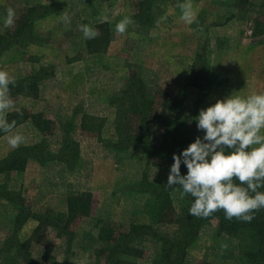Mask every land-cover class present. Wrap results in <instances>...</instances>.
I'll return each mask as SVG.
<instances>
[{
  "label": "rangeland",
  "instance_id": "374dc122",
  "mask_svg": "<svg viewBox=\"0 0 264 264\" xmlns=\"http://www.w3.org/2000/svg\"><path fill=\"white\" fill-rule=\"evenodd\" d=\"M141 2L0 0V17L9 7L16 11L14 25L0 30L4 34L0 49L7 48L0 53V70L15 82L30 81L38 71L45 74L38 80L36 97L11 96L15 108L7 114L24 110L37 115L41 124L48 122V129L42 131L30 119L13 132L25 136L21 146L41 143L56 154L69 127V138L78 150L72 168L58 161H30L24 171L0 175V192L17 204L0 198V264H101V230L118 235L128 233L132 224L150 222L146 207L150 195L132 187L144 179L166 187L169 165L137 148L118 151L113 145L117 109L111 101L121 95L132 75L156 94L152 112L156 145L164 133L160 123L164 95L175 96L185 88L188 114L197 96L205 95L197 116L201 108L229 94L264 92V43L253 36L257 22H264V0H192L197 19L191 25L180 20V0H156L149 13ZM45 6L49 14L37 17ZM65 13L70 23H64ZM144 15L153 23L141 21ZM24 16L31 26L21 31L18 25ZM125 16L132 23L121 35L115 25ZM81 24L94 27L99 35L84 39ZM199 63L208 67L213 84L207 95L189 85L192 67ZM84 123H95V129L85 130ZM13 150L7 134L0 132V159ZM171 190L179 210V190ZM87 193L93 195L92 215L70 220L69 228L62 230L68 224L70 198ZM20 205L42 219L32 217L16 231ZM216 225L213 221L202 229L186 264H239L237 241L217 238ZM143 248V257L134 264H156L160 244L148 239Z\"/></svg>",
  "mask_w": 264,
  "mask_h": 264
},
{
  "label": "trees",
  "instance_id": "16d2710c",
  "mask_svg": "<svg viewBox=\"0 0 264 264\" xmlns=\"http://www.w3.org/2000/svg\"><path fill=\"white\" fill-rule=\"evenodd\" d=\"M156 0H143L140 5L146 6V13H149ZM264 9V3L261 5ZM48 6L41 7L37 12V17H44L49 13ZM35 9L28 11L34 12ZM144 23H153L147 15L140 16ZM31 26L28 17L24 16L18 28L23 31ZM254 37L264 42V22H257ZM203 63V62H202ZM195 64L192 67V80L189 85L207 91L209 94L213 88L209 78V69L205 65ZM201 70H203L201 72ZM194 72V73H193ZM42 71L30 78L15 82L10 85L11 95H38V80L44 78ZM186 89L183 88L175 96L164 95L162 102V112L160 123L164 129L161 142L156 145L153 141V116L152 112L156 102V94L150 90L144 82L136 75H132L125 90L119 96L112 98L111 104L117 109L115 131L117 142L113 144L116 150H129L137 148L148 155L166 162L169 166L172 161V154L179 153L192 142L199 133L194 128V117L196 110L203 100V95L199 94L194 101L193 111L186 112ZM37 115H31L24 110L9 114V122L15 121L16 126L32 120L34 125L45 131L48 129L46 122L37 120ZM35 120V121H34ZM93 124L86 123L82 126L85 130L95 129ZM92 125V126H90ZM99 126L97 127V129ZM70 128L67 127L65 136L61 142L60 149L56 154L46 151L44 145L34 144L21 146L11 151L7 156L0 159V175L24 171L30 161H38L44 164L48 161H58L70 168L74 167L78 157V150L73 147V142L69 138ZM186 168L181 166V173L184 174ZM142 194H149L147 210L150 222L148 224H132L128 233L115 235L109 230H101L99 239L102 247L99 256L102 258L101 264H134L136 260L144 255L143 245L146 240L153 239L160 244V252L156 264H186L190 246L198 239L202 229L210 222H216V237L220 239L228 238L237 241L239 264H264V210L255 212L251 222H243L236 218L228 220L222 210L213 213L207 218L191 216L188 209L192 198L186 196L182 199V207L178 210L174 207L171 189L156 185L144 179L141 183L132 187ZM176 189L179 190L177 187ZM175 189V190H176ZM264 191V189H261ZM0 198L16 204L15 198L0 192ZM69 220L62 230L69 228L70 220L77 217H90L92 215L93 195L92 193L81 194L69 200ZM19 207V209H18ZM18 213L15 218L14 228L19 231L25 222L30 218H42L33 215L22 205L16 206ZM171 227L170 232L161 233L160 228ZM201 264H211L202 262Z\"/></svg>",
  "mask_w": 264,
  "mask_h": 264
},
{
  "label": "clouds",
  "instance_id": "9594fccd",
  "mask_svg": "<svg viewBox=\"0 0 264 264\" xmlns=\"http://www.w3.org/2000/svg\"><path fill=\"white\" fill-rule=\"evenodd\" d=\"M178 6L181 21L187 25L196 22L192 0H180ZM15 20V9L7 8L0 17V30L12 27ZM63 21L71 22L67 13ZM131 23L125 16L115 25V31L123 35ZM78 27L86 40L99 35L88 24ZM14 84V78L0 70V132L7 134L11 149L25 143L23 134L13 132L16 122L7 119V113L15 108L10 95V85ZM194 120L201 134L172 154L165 186L174 190L178 187L181 199L192 198L188 209L191 216L207 218L222 210L228 220L251 222L255 212L264 210V92L229 94L201 108Z\"/></svg>",
  "mask_w": 264,
  "mask_h": 264
},
{
  "label": "crops",
  "instance_id": "0c3cea01",
  "mask_svg": "<svg viewBox=\"0 0 264 264\" xmlns=\"http://www.w3.org/2000/svg\"><path fill=\"white\" fill-rule=\"evenodd\" d=\"M3 1H4V0H2V2H3ZM0 35H1L0 38H2V37H3L2 35H4V34L0 33ZM253 36H254V35H253ZM255 39H258V38H255ZM258 41H259V40H258ZM260 42H261V41H260ZM261 43H264V42H261ZM6 49H7V48H6ZM6 49H3V51L0 49V53L6 51ZM10 95H11V94H10ZM11 96H12V95H11ZM16 96H21V95H16ZM17 111H20V110H17ZM15 112H16V111H14L13 113H15ZM10 114H12V113H10ZM8 115H9V114H7V116H8ZM23 124H24V123H23ZM20 125H22V124H20ZM25 146H26V145H25ZM8 154H9V153H8ZM8 154H7V155H8ZM7 155H6V156H7ZM35 162L41 164V163L38 162V161H35ZM29 163H30V162H29ZM29 163H28V164H29ZM26 167H27V166H26Z\"/></svg>",
  "mask_w": 264,
  "mask_h": 264
}]
</instances>
